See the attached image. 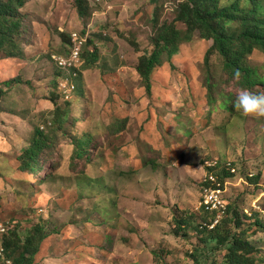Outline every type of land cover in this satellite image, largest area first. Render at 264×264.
Wrapping results in <instances>:
<instances>
[{"label": "rangeland", "instance_id": "obj_1", "mask_svg": "<svg viewBox=\"0 0 264 264\" xmlns=\"http://www.w3.org/2000/svg\"><path fill=\"white\" fill-rule=\"evenodd\" d=\"M88 1L81 18L75 0H30L21 9L23 59L0 53V264H11L4 238L18 231L25 239L37 224L51 235L35 264L219 263L225 250L198 232L213 162L220 174L235 165L224 196L242 221L236 232L245 229L264 264V228L254 223L264 226V119L234 109L245 88L219 54L205 65L212 41L195 36L154 70L148 94L138 60L153 50L155 24L174 20L178 1ZM74 33L88 39L77 77L52 59L71 54ZM248 64L263 76L264 52ZM13 80L21 83L4 85ZM65 80L77 87L72 101L61 95ZM248 90L264 93V79ZM36 131L50 147L36 174L22 172ZM79 140L90 141L84 158Z\"/></svg>", "mask_w": 264, "mask_h": 264}, {"label": "trees", "instance_id": "obj_2", "mask_svg": "<svg viewBox=\"0 0 264 264\" xmlns=\"http://www.w3.org/2000/svg\"><path fill=\"white\" fill-rule=\"evenodd\" d=\"M29 1L0 0V53L8 59L24 57L21 39L25 32L26 16L21 9ZM177 1L174 20L155 24V34L151 39L153 50L140 56L138 60L136 70L148 94L152 89L151 75L154 70L164 63H170L179 53L180 47L192 41L195 36L212 41L205 57L207 67L211 57L219 54L229 78L234 79L235 72H240L239 83L243 88L252 89L262 83L264 74L258 75L255 69L249 66L248 58L255 50L264 52V0H233L229 4H224L222 0ZM75 5L77 14L81 18L87 17L89 1L75 0ZM178 23L184 28H179ZM90 57V65H94L97 59L95 55ZM208 82L211 80L208 79ZM11 83L21 82L13 80L4 85ZM2 93L0 90V96ZM76 145L78 157L84 158L90 141L79 140ZM49 147L46 134L36 131L30 146L20 158V170L36 174L40 170L41 156ZM229 176L232 174L225 169L220 175L223 180ZM230 207L228 203L225 216L211 229L209 225L215 215L202 210L206 217L205 221L200 223L198 232L207 236L203 242L213 241L218 250H225L222 261L216 264H260L261 258L257 255L259 250L245 237V229L241 228L236 232V229L242 227V221L238 213ZM182 222H179L178 229L185 226ZM254 223L257 227L264 228L258 217ZM50 235L51 232H48L43 224L35 225L25 239L18 231H13L3 241L6 256L11 264H35L42 244Z\"/></svg>", "mask_w": 264, "mask_h": 264}, {"label": "built area", "instance_id": "obj_3", "mask_svg": "<svg viewBox=\"0 0 264 264\" xmlns=\"http://www.w3.org/2000/svg\"><path fill=\"white\" fill-rule=\"evenodd\" d=\"M70 38L72 41L71 54L68 57L53 56L52 59L58 68L72 73L77 77L76 71L81 69L85 63L84 49L88 39L78 33L71 34ZM60 90L61 95L66 101H72L77 87L73 81L65 80L60 84ZM208 166L210 167V171L206 173L202 181L200 208L204 212L215 215L214 220L209 225L211 229L225 216V212L228 209V201L224 196L226 181L220 177V166L217 162L210 163ZM223 169L229 173L236 172V167L232 162L226 163ZM1 231L6 232V229H2Z\"/></svg>", "mask_w": 264, "mask_h": 264}, {"label": "clouds", "instance_id": "obj_4", "mask_svg": "<svg viewBox=\"0 0 264 264\" xmlns=\"http://www.w3.org/2000/svg\"><path fill=\"white\" fill-rule=\"evenodd\" d=\"M240 72H235V78L240 79ZM234 109L244 119H264V93H255L248 89H240L233 105Z\"/></svg>", "mask_w": 264, "mask_h": 264}]
</instances>
